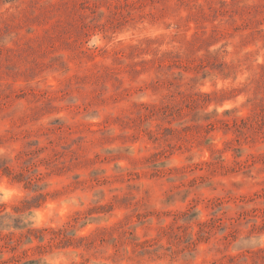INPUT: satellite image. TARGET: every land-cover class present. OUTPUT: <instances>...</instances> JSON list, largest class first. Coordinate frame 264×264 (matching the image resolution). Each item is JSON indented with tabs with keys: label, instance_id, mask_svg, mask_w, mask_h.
Segmentation results:
<instances>
[{
	"label": "rangeland",
	"instance_id": "obj_1",
	"mask_svg": "<svg viewBox=\"0 0 264 264\" xmlns=\"http://www.w3.org/2000/svg\"><path fill=\"white\" fill-rule=\"evenodd\" d=\"M262 61L264 0H0L1 166L40 177L31 208L67 205L41 239L25 237L24 202L0 207L4 264L48 248L73 264H264ZM234 76L230 92L198 91ZM237 94L238 114L204 113Z\"/></svg>",
	"mask_w": 264,
	"mask_h": 264
},
{
	"label": "clouds",
	"instance_id": "obj_2",
	"mask_svg": "<svg viewBox=\"0 0 264 264\" xmlns=\"http://www.w3.org/2000/svg\"><path fill=\"white\" fill-rule=\"evenodd\" d=\"M171 32V29L168 30ZM156 35L164 37L167 34L160 29L156 30ZM104 39V37H102ZM171 37L169 36L168 39ZM101 46H97L94 40H90L88 47L90 49L101 50L108 48V42ZM114 46L122 45L123 41L120 38H113L111 41ZM216 47H219L218 45ZM163 51V49H161ZM150 59L151 57H147ZM264 63V61H262ZM243 84V81L238 77L232 78H215L212 80H204L198 91L203 95H220L230 92L235 89L236 85ZM246 97L242 94L233 95L225 98L221 103L210 102L204 108L206 115L215 113L217 118H221L225 111H234L238 114V109L244 105ZM32 199H38L36 192L25 186V183L19 179L14 178L7 172H0V207L13 208L20 202H31ZM62 201L53 197L52 199H46L44 196L39 198L38 204L31 208V227L33 229H41L48 226L51 220H62L65 216V212L62 209L66 208ZM202 218V214L201 217ZM109 223H112L111 221ZM58 226V225H53ZM93 226L89 225L87 229L77 232L78 236H86L92 230ZM3 253H0V264H4L7 260ZM37 264H73L72 259L65 258V253L59 252L56 249L48 248L41 252L40 255L34 257ZM75 264H81L79 259L75 260ZM193 264H199L198 260H194Z\"/></svg>",
	"mask_w": 264,
	"mask_h": 264
},
{
	"label": "trees",
	"instance_id": "obj_3",
	"mask_svg": "<svg viewBox=\"0 0 264 264\" xmlns=\"http://www.w3.org/2000/svg\"><path fill=\"white\" fill-rule=\"evenodd\" d=\"M1 163L2 162H0V168H2L1 170L3 172H7L10 175H12L14 178L23 181L25 183V186L27 188H29V189H33V188L37 187V183L39 182L40 177H33V176H31L29 174H26L24 172L16 173L9 167H2ZM29 208H31V204L29 202H24L21 207L17 208V210H19V212H21L22 210L29 209ZM99 209L103 210L105 208L101 207ZM94 212H96V211L91 209V210H89V213L84 214L83 216H82V214L78 215L76 218H74V222H68L66 224V226H64V228H62V229H58V230L51 229L49 231L51 233V235H52L51 241L58 242V243H61V242H65L66 243V241L70 242V240L68 238V233L74 231L76 226H77V224L80 221L87 220L88 216L94 214ZM0 213H1V211H0ZM200 225L203 228L205 223H201ZM47 231H48V229H43V230L30 229V230H28V232L25 235V237L26 238H31L32 236H35V238L41 239V238H44L45 233ZM201 231H203V229ZM9 237H10L9 240L13 244L18 241V239L15 240L14 236H12V235H10ZM68 244H70V243H68ZM151 248H152L151 242H149L147 240L141 241V242H137L134 245L133 253L137 257H142V256H144L146 254H151L153 252V250Z\"/></svg>",
	"mask_w": 264,
	"mask_h": 264
}]
</instances>
